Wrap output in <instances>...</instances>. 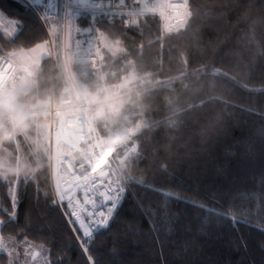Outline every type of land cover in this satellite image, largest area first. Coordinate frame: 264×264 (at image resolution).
Listing matches in <instances>:
<instances>
[{"label": "trees", "instance_id": "trees-1", "mask_svg": "<svg viewBox=\"0 0 264 264\" xmlns=\"http://www.w3.org/2000/svg\"><path fill=\"white\" fill-rule=\"evenodd\" d=\"M186 10L180 32L164 29L159 14L139 15L127 32L148 59L128 57L136 77L106 125L108 136L137 132L127 144L136 152L125 155L124 147L110 157L126 194L108 226L87 239L86 254L46 169L18 192L15 220L0 223L15 253L30 243L44 250L47 264H264V0H186ZM0 12L24 24L14 42L29 46L45 37L21 0H0ZM105 18L115 31L130 20L82 13L75 27ZM100 31L108 35V25ZM11 39H0V54L18 50ZM183 48L188 57H180ZM171 136L177 139L168 157L162 146ZM165 159L168 168H159ZM128 161L135 164L130 174L122 171ZM13 187L0 180V221L13 211ZM9 260L19 264L0 254V264Z\"/></svg>", "mask_w": 264, "mask_h": 264}, {"label": "snow or ice", "instance_id": "snow-or-ice-1", "mask_svg": "<svg viewBox=\"0 0 264 264\" xmlns=\"http://www.w3.org/2000/svg\"><path fill=\"white\" fill-rule=\"evenodd\" d=\"M167 7L175 10L176 21L175 25L169 26L168 31L180 32L186 27L190 13L184 15L178 5L168 4ZM5 21L13 26V31L9 35L12 37L11 43L15 44L18 50L0 54L2 61L0 62V106L9 112L15 111L21 106L20 93L23 90L50 89L52 99L46 105H42L47 109L50 123L42 130L41 137L50 149L54 146L58 153L63 152L66 156L83 153L81 159L84 161L78 166V173L77 165L65 164L63 159H58L54 167L49 166L56 176V188L60 200L63 201L65 198L62 184L68 182L69 171L73 173V187H81V182L85 189L90 184L96 187L98 181L99 186L104 189L102 193L104 203L99 205L101 211L90 212L87 223L76 211L72 212L75 221L69 220L70 224L79 223L85 238L83 249L87 254V239L92 236L93 231H100L107 226L109 217L122 203L126 194V187L122 184L123 177L118 175L116 179L108 178L105 182L109 172L101 169L107 167L112 171L109 158L113 157V154L116 155L121 148L127 147L130 136H137V132L108 136L106 125L109 118H114L126 89L136 77L134 72L128 74V57L132 56L140 62L148 59L144 51L145 46L141 44L137 48L136 41L127 36V32L131 31L138 21L121 19L119 31H115L117 25L107 18L73 29L71 19L50 21L45 15L43 25L46 37L29 46L22 42H14L24 27L22 20L10 18L3 13H0V39H3L7 31ZM102 23L108 25V35L100 31ZM139 26L145 28L147 22H140ZM73 31L77 33L75 51L72 45ZM81 31L90 32L89 46L83 55L79 52ZM156 39L160 41L162 38ZM148 43L151 44L152 41ZM185 56L188 57L187 48L180 50V57ZM44 57L47 59H43ZM187 62L185 59L184 63ZM81 65L86 72L78 71ZM18 86L21 87V91H17ZM32 115L34 125H39L37 110H34ZM14 122L17 126H21L23 118L17 115ZM102 136L106 139H102ZM114 148L117 152H113ZM133 152H136V149H133ZM103 157H107V160L102 159ZM62 167L65 175L60 174ZM15 178L13 181L9 177H0V180L7 182V185H14L9 197L13 211L7 214V220L0 223L15 220V209L19 205L18 192L26 189L30 183L28 176H15ZM84 195L87 199V191ZM165 195L171 194L165 193ZM92 203L95 205L94 200ZM69 207H72L71 199H69ZM105 207L107 215L103 210ZM97 216L100 219H97ZM88 259L92 261L90 255ZM8 264H12V260H9Z\"/></svg>", "mask_w": 264, "mask_h": 264}, {"label": "built area", "instance_id": "built-area-1", "mask_svg": "<svg viewBox=\"0 0 264 264\" xmlns=\"http://www.w3.org/2000/svg\"><path fill=\"white\" fill-rule=\"evenodd\" d=\"M25 4H27L31 10L36 15L38 21L40 22L43 31L46 37V31L43 25V17L47 15L50 21H65L67 19L72 20V27L75 29V21L79 14L88 13V14H105V15H128V14H158L159 11L163 13V19L166 28L168 29L169 26L175 25L176 21L174 19L175 10L169 7H164L163 9L159 8L158 0H45L44 8L41 10L38 7L37 0H21ZM102 4V7H101ZM169 4L178 5L181 12L184 14V5L182 2H170ZM168 5V4H167ZM168 31V30H167ZM176 32V31H175ZM57 34L59 35V29ZM76 34L73 31L72 34V45L73 50H76L75 41H76ZM90 40V32H87L84 38L79 39L80 47L79 52L83 55L89 46ZM2 62V61H0ZM2 113L7 116L11 121H14V118L18 115L17 110L15 111H7L2 106ZM53 148V147H52ZM51 150L50 154V163L49 166H55L58 159H63L65 164H74L77 165V173H78V166L82 165L84 161L81 159L80 155H70L67 156L65 153L60 152L58 153L55 149V155L53 157V150ZM109 163L112 165V171H109L107 167L101 169L103 171L109 172V177L105 178V182H107L108 178L116 179L117 174L114 170L113 164L111 159L109 158ZM66 167V165L64 166ZM89 173H91V169L89 168ZM61 175H65L64 168H61L60 171ZM72 171L67 173L68 182L62 184V190L65 194H70L72 204L74 206L75 211L84 219L85 223L89 220V213L90 212H99L100 209L99 205L104 203V189L99 186L97 181V186L93 187L91 184L85 189L81 182V187L76 188L73 187V179H72ZM96 175V174H93ZM51 181H52V190L53 195L56 199L57 204L61 207V204L58 202V195H57V188L56 187V176L51 170ZM87 191L88 198L86 199L84 193ZM95 201V205L92 201ZM105 211V215H107L106 207L103 209ZM112 217V216H111ZM111 217L108 219L107 226L111 220ZM97 219H100L97 216ZM72 221H75V217L72 216ZM78 223V222H74ZM106 226V227H107ZM103 227L101 229H105ZM95 231H93L94 233ZM92 233V234H93Z\"/></svg>", "mask_w": 264, "mask_h": 264}, {"label": "clouds", "instance_id": "clouds-1", "mask_svg": "<svg viewBox=\"0 0 264 264\" xmlns=\"http://www.w3.org/2000/svg\"><path fill=\"white\" fill-rule=\"evenodd\" d=\"M20 99L22 103L17 112L23 118L21 126L16 124L9 126L8 117L0 115V177L3 178L15 176L35 178L49 169V166L42 159L41 147L28 133L34 127L32 115L34 110H37V115L41 121L45 123L49 121L47 109L42 105H46L52 99L51 90L48 88H42L39 91L25 89L20 93ZM126 102L130 103V98ZM176 139V136H171L169 142L162 146L166 156L171 157L174 154L173 142ZM113 152H117V150L114 148ZM102 159L107 160V157ZM168 166L167 159L161 160L159 168L167 169ZM134 168L135 164L128 161L122 171L130 174Z\"/></svg>", "mask_w": 264, "mask_h": 264}, {"label": "rangeland", "instance_id": "rangeland-1", "mask_svg": "<svg viewBox=\"0 0 264 264\" xmlns=\"http://www.w3.org/2000/svg\"><path fill=\"white\" fill-rule=\"evenodd\" d=\"M170 2H182L184 7H185L184 8V15L187 16L186 0H158V6H159V8L163 9ZM0 13H2V12H0ZM158 14L161 15L163 18L162 11H159ZM139 15L140 14H128V16L130 17V20H137ZM163 21H164V19H163ZM4 24L7 25V31L5 32V34L9 35L13 31V26L8 25L7 21H5ZM164 29L168 30L165 26V23H164ZM86 33H87V31H86ZM134 80L131 81V83L129 84V86L126 90H128L131 87L132 82ZM19 90H21L20 86H18L17 91H19ZM9 92L11 93V90H9ZM1 113H2V109L0 108V114ZM8 122H9V126H11L12 124H16L14 121H11L9 118H8ZM49 123H50V121L45 123V122L40 120V124L35 125V127L33 129L34 138H35L36 142H38L40 144L43 155L45 156L46 161L48 163H50L51 150L48 147L45 140L41 137V132ZM129 132H133V131L127 130V131L121 133L120 135H126ZM101 138L106 139L104 137H101ZM133 149H134V146H127L125 148V155H129L131 152H133ZM52 150H53V157H54V155H55V147L54 146H53ZM50 172H51V169H50ZM53 176H54V173H53ZM55 189H56V187H55ZM57 195H58V202L60 204H63L67 208L68 221H69V218L72 219V216H73L72 212L75 211L73 204H72L71 208L69 207V199H71L70 194H65V198L63 201L60 200V195H59L58 190H57ZM77 224L78 223H76V225ZM20 251H21L20 253H15V251L12 249V245H7L5 240L3 238H1V236H0V254L4 253L8 257L15 258V260H17L19 264H47L45 254H44V250L40 247L34 246L30 243H27L23 246V249Z\"/></svg>", "mask_w": 264, "mask_h": 264}, {"label": "crops", "instance_id": "crops-1", "mask_svg": "<svg viewBox=\"0 0 264 264\" xmlns=\"http://www.w3.org/2000/svg\"><path fill=\"white\" fill-rule=\"evenodd\" d=\"M76 228L78 229V231L80 232V234L83 236V232L81 231V229L79 228V223L76 225V223H74Z\"/></svg>", "mask_w": 264, "mask_h": 264}]
</instances>
